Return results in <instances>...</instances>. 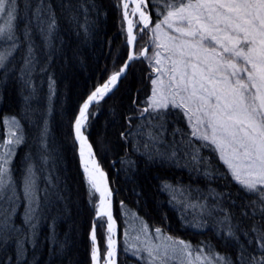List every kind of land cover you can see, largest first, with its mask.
Here are the masks:
<instances>
[{
    "label": "snow or ice",
    "instance_id": "1",
    "mask_svg": "<svg viewBox=\"0 0 264 264\" xmlns=\"http://www.w3.org/2000/svg\"><path fill=\"white\" fill-rule=\"evenodd\" d=\"M130 3L134 5L131 9ZM115 6L121 11L127 52L107 81L82 102L74 120L80 156H84L85 147L88 155H93L84 134L89 109L93 108L94 115V106L122 77L127 78L134 62L142 61L149 69L150 94L137 106L135 116L126 117L128 131L122 132L121 138L126 142L131 139L134 148L143 149L149 159L191 167L211 180V166L201 156V149H209L226 169L217 170L219 178L230 177L244 193L238 203L214 188L163 186L185 214L182 218L190 212L189 222L198 229L211 223L215 234L236 249L235 259L209 245L193 248L190 242L167 235L161 228L150 229L142 220L134 239L144 246L132 244V255L146 254L141 257L146 264H264V223H260L264 221V0H117ZM58 8L61 18L88 32L89 10L95 8L92 0H61ZM23 9L26 16L18 13V0H0V81H6L20 56L19 78L31 88V74L38 63L33 33L45 49L55 50L59 25L52 0H23ZM131 17L136 18L135 23ZM51 55L49 51L48 58ZM34 93L33 88L25 99ZM177 116L183 117L188 131L175 123L169 130ZM0 128V247L12 243L16 264H21L25 244L34 242L50 196L55 194L49 192L54 188L51 174H44L50 156L48 127L46 120L37 125L39 167L31 155L26 156L19 180L14 176L13 161L25 144L23 125L15 116L0 115ZM84 171L99 193L89 231L90 258L94 264H117L112 193L92 179L88 167ZM21 205L23 227L16 222ZM248 220L253 223L246 227ZM97 227L105 242L103 261Z\"/></svg>",
    "mask_w": 264,
    "mask_h": 264
},
{
    "label": "trees",
    "instance_id": "2",
    "mask_svg": "<svg viewBox=\"0 0 264 264\" xmlns=\"http://www.w3.org/2000/svg\"><path fill=\"white\" fill-rule=\"evenodd\" d=\"M52 3L57 9L58 39L54 42L55 50L45 49L41 38L33 33L38 63L31 74V88L25 87L19 78L22 66L20 56H17L14 71L6 81H0V115L15 116L24 128L25 144L18 148L13 161L17 180L21 178L27 163L26 156L31 155L39 167L36 161L37 125L41 120H46L48 127L50 156L44 174H51L54 188H50L49 192L55 194L50 196L34 242L25 244L26 254L21 264H92L89 231L93 221V205L99 203V194L91 187L81 165L79 146L74 137V120L85 98L106 82L123 62L127 49L121 31V11L115 6L117 0H92L95 8L89 10L87 33L60 17L58 5L61 0H52ZM18 13L27 15L23 0H18ZM80 23H83V17ZM49 51H52L50 58ZM148 71L146 63L134 62L126 74L127 78H122L117 89L94 106V115L93 108L89 109L85 125L84 134L106 172L114 193V216L120 225L118 264H146L141 258L146 254L133 256L130 247L132 244L144 246L134 239L141 220L150 229L161 228L167 235L190 242L193 248L209 245L220 254L235 259L236 249L215 234L211 223L204 229L193 227L189 222L190 212L187 218H182L185 214L178 210L180 206L171 201L170 194L163 188L165 184L174 187L190 185L204 191L214 188L230 194L238 203L242 202L244 193L239 186L228 176L219 178L217 170L226 172V169L217 154L209 149H201V156L207 158L214 174V178L209 180L192 171L191 167H178L159 159H149L142 154L143 149L137 151L134 148L131 139L126 142L121 138V133L128 131L126 117L135 116L137 106L150 94ZM33 88L34 95L26 100ZM134 100L136 104H133ZM25 115L29 118L23 119ZM172 119L169 130L175 123L188 131L182 116ZM183 163L186 161H181ZM41 184H44L43 176ZM23 208L21 205L16 217L21 227ZM252 223L248 220L245 226ZM125 233L128 235L125 236ZM97 237L101 247H104L99 227ZM125 248L128 250L125 251ZM0 264H16L12 243L0 247Z\"/></svg>",
    "mask_w": 264,
    "mask_h": 264
},
{
    "label": "bare ground",
    "instance_id": "3",
    "mask_svg": "<svg viewBox=\"0 0 264 264\" xmlns=\"http://www.w3.org/2000/svg\"><path fill=\"white\" fill-rule=\"evenodd\" d=\"M87 140H88V138H87ZM79 143V142H78ZM88 143H89V140H88ZM90 144V143H89ZM91 148H93L92 147V145H91ZM93 149H92V153H93ZM80 155V154H79ZM80 159H81V162H82V164L84 165V166H86V167H88L90 170H93V174H94V178H95V182L97 183V184H99L100 186H101V188H103V187H105V186H107V188H108V185H107V183H106V178H105V175L103 174V175H101V173H103L102 171H100V170H96L95 169V167H94V164H93V161H94V163H95V156H94V153H93V155L90 157L89 155H88V149H87V147H85V154H84V156L83 157H81L80 156ZM110 200H111V197H110ZM118 244V243H117ZM118 250H119V245H118ZM101 251V250H100ZM101 258L103 259V255H102V251H101ZM117 258H118V255H117V257H116V260H117ZM103 261V260H102ZM94 264V263H93ZM117 264H118V260H117Z\"/></svg>",
    "mask_w": 264,
    "mask_h": 264
},
{
    "label": "rangeland",
    "instance_id": "4",
    "mask_svg": "<svg viewBox=\"0 0 264 264\" xmlns=\"http://www.w3.org/2000/svg\"><path fill=\"white\" fill-rule=\"evenodd\" d=\"M132 7H134V5H132L131 3H130V9L132 8ZM132 19H133V21H134V23H135V17H131ZM115 90V89H114ZM113 90V91H114ZM112 91V92H113ZM111 92V93H112ZM111 93H109V94H111ZM108 94V95H109ZM107 96V95H106ZM78 146H79V144H78ZM79 154H80V149H79ZM80 156V155H79ZM80 161H81V159H80ZM81 165H82V167H83V169L86 167V166H84L83 164H82V162H81ZM90 170V169H89ZM91 172H92V179L95 181V178H94V174H93V170H90ZM87 174V177H88V180H89V176H88V173H86ZM99 194V193H98ZM114 216V215H113ZM114 218H115V216H114ZM115 220H116V218H115ZM116 223H117V226H118V236L120 237V225H119V222H117L116 221ZM119 237H117V243H118V245H119ZM97 239H98V237H97ZM98 242H99V240H98ZM99 246H100V250L102 251V255H103V252H104V247H105V245H104V247H101V245H100V242H99ZM118 255H119V253H118ZM103 260V259H102ZM117 260H118V258H117Z\"/></svg>",
    "mask_w": 264,
    "mask_h": 264
},
{
    "label": "water",
    "instance_id": "5",
    "mask_svg": "<svg viewBox=\"0 0 264 264\" xmlns=\"http://www.w3.org/2000/svg\"><path fill=\"white\" fill-rule=\"evenodd\" d=\"M127 74V73H126ZM123 78V77H122ZM122 78H121V80H122ZM120 80V81H121ZM119 84H120V82H118V84H117V86L114 88V89H117V87L119 86ZM113 89V90H114ZM77 143H78V141H77ZM90 143V142H89ZM79 144V143H78ZM91 145V144H90ZM93 149V148H92ZM93 153H94V156H95V165H98V170H100V171H102L103 172V174L105 175V178H106V183H107V185H108V189L111 191V193H112V195H111V203H112V211H113V192H112V190H111V187H110V184H109V179H108V176H107V174H106V172L102 169V167H101V165L99 164V162H98V160H97V157H96V155H95V152L93 151ZM117 232H118V226H117ZM117 236H118V233H117ZM94 262L92 261V264H93Z\"/></svg>",
    "mask_w": 264,
    "mask_h": 264
}]
</instances>
